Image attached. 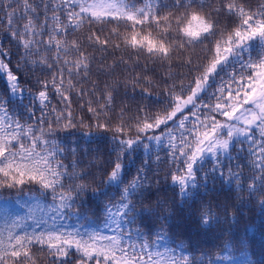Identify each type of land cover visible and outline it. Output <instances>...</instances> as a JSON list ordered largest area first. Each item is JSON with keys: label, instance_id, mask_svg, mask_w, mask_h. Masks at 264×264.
I'll return each mask as SVG.
<instances>
[{"label": "trees", "instance_id": "16d2710c", "mask_svg": "<svg viewBox=\"0 0 264 264\" xmlns=\"http://www.w3.org/2000/svg\"><path fill=\"white\" fill-rule=\"evenodd\" d=\"M0 43V264H264V0H0Z\"/></svg>", "mask_w": 264, "mask_h": 264}, {"label": "rangeland", "instance_id": "374dc122", "mask_svg": "<svg viewBox=\"0 0 264 264\" xmlns=\"http://www.w3.org/2000/svg\"><path fill=\"white\" fill-rule=\"evenodd\" d=\"M16 20L20 24V29L18 32H20L21 37L24 38V33L22 29L23 26L27 23V21L24 17ZM11 38H15V36L12 35L9 37V39ZM6 45H7L6 43H3L2 46L0 45V70L5 80L7 81L8 86L11 89L12 95L23 98L22 95L27 94V89L19 84V79L17 77V74L13 71V70H19L22 58L20 56H17V54L15 53L11 54L9 51H7V49L5 48ZM22 55H23V60L29 64V67H32L33 62L29 61L24 54ZM9 61L11 62V64ZM205 88H206V83L205 82L200 83L188 95L177 98L173 109L170 110V112L167 114L165 119L172 118L175 114H177L184 108L188 107L189 105H192L196 101L198 95H200ZM243 103L244 105L242 109L238 112L236 122H232L228 127V131L230 134L238 130L242 133L241 128L237 126L239 123H240L239 125L252 124L258 119V117H264V85L257 87L245 99ZM252 103H254V107L249 106V104ZM229 140H230L229 137H225V139L219 137L218 138V142H220L219 146H221L223 143L229 142Z\"/></svg>", "mask_w": 264, "mask_h": 264}]
</instances>
